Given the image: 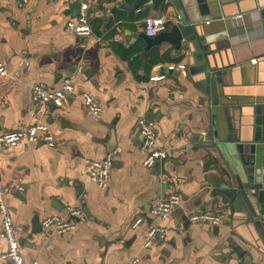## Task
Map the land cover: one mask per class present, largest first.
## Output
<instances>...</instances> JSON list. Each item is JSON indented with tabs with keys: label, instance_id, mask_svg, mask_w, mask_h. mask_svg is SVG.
<instances>
[{
	"label": "crops",
	"instance_id": "0c3cea01",
	"mask_svg": "<svg viewBox=\"0 0 264 264\" xmlns=\"http://www.w3.org/2000/svg\"><path fill=\"white\" fill-rule=\"evenodd\" d=\"M91 35L80 38L66 28L78 14L68 0H0V135L43 123L64 144H19L0 148V185L18 229L25 263L264 264V248L247 220L216 194L225 164L213 148L211 113L224 135H250L254 108L264 105V27L258 8L264 0H217L206 35L222 34L219 65L232 70L223 91L209 97L203 75L190 74L186 48L167 43L145 50L144 22L163 17L175 23L172 8L147 5L127 10L134 0H86ZM221 18V19H219ZM167 29V30H168ZM185 66V75L166 69ZM163 75L159 81L151 78ZM70 80L73 93L62 108L37 106L32 86L58 89ZM89 93L103 113L92 117L80 94ZM139 118L153 122L166 158L153 169L141 166ZM225 127V128H224ZM224 128V129H223ZM228 128L231 129L228 131ZM113 159L108 188L98 190L88 178L84 159ZM171 194L181 203L163 222L149 211ZM78 208L85 219L63 235L32 233V221L63 216ZM223 214L220 225H193L194 214ZM143 222L133 227L136 218ZM2 217L0 215V225ZM165 229V239L142 248L149 225ZM6 244L0 238V254ZM0 264H7L0 258Z\"/></svg>",
	"mask_w": 264,
	"mask_h": 264
},
{
	"label": "water",
	"instance_id": "95a60500",
	"mask_svg": "<svg viewBox=\"0 0 264 264\" xmlns=\"http://www.w3.org/2000/svg\"><path fill=\"white\" fill-rule=\"evenodd\" d=\"M147 5L152 11H166L171 7L175 23L153 38L141 35L144 49L163 43L171 45L175 51L185 47L190 74L203 75L201 85L216 103V98L227 86L226 77L232 74V70L221 68L217 55V43L224 38V33L208 36L202 28V23L211 20V10L217 8V0H134L127 10L134 12ZM258 10L264 27V6H259ZM254 116L250 135L240 140L228 132L219 136L223 130L212 112L211 133L215 142L213 148L225 164L216 194L232 206L239 217L247 220L250 233L264 248V105L254 108ZM32 225V233L42 230L38 219L35 218Z\"/></svg>",
	"mask_w": 264,
	"mask_h": 264
},
{
	"label": "built area",
	"instance_id": "2783aa9c",
	"mask_svg": "<svg viewBox=\"0 0 264 264\" xmlns=\"http://www.w3.org/2000/svg\"><path fill=\"white\" fill-rule=\"evenodd\" d=\"M21 4L27 0H18ZM71 4H77V16L66 23L68 31L77 37L84 38L91 35V27L88 17L89 4L86 0H68ZM168 25L163 17L148 18L144 22L143 32L148 38H153L159 33L165 32ZM166 69L170 72H180L185 75V66L182 64H169ZM6 74L5 66L0 62V76ZM163 75L152 77V81L163 79ZM73 93V84L70 80H65L58 89H48L42 84L34 85L31 89V100L37 106H52L54 108H62L66 103L67 96ZM82 104L85 110L92 117H99L103 113V107L100 102L89 93L80 94ZM136 128L141 137V153L143 160L141 166L151 170L163 159L166 158V151L161 150L158 146L156 131L154 124L144 118H139L136 122ZM19 144L38 145L44 144L49 148H58L63 146L64 141L56 138L43 123L34 124L25 130L6 131L0 135V148H10ZM84 165L88 178L92 184L100 191L108 188L109 171L113 166V159L107 157L103 160H92L85 158ZM11 186L0 185V215L2 217L0 225V238L6 244V251L0 254V258L6 260L7 264H27L24 262L20 253V244L17 238L18 229L15 226L9 208L3 201V196L8 193ZM181 203L178 194H171L166 200L159 202L149 211V216L155 220L163 222L170 218L172 208ZM85 219L84 213L78 208H67L63 216L53 215L44 218L41 221V228L49 234L63 235L76 229L78 221ZM225 219L223 214L202 213L189 216L188 222L193 225H220ZM143 222L138 217L133 222V227H137ZM165 239V229L159 224L149 225L145 232V238L142 248L147 249L156 242ZM29 264H36L35 261ZM128 264H140L137 256L131 258Z\"/></svg>",
	"mask_w": 264,
	"mask_h": 264
}]
</instances>
